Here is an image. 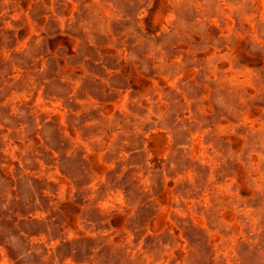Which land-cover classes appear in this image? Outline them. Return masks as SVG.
<instances>
[{"label":"rangeland","instance_id":"1","mask_svg":"<svg viewBox=\"0 0 264 264\" xmlns=\"http://www.w3.org/2000/svg\"><path fill=\"white\" fill-rule=\"evenodd\" d=\"M0 264H264V0H0Z\"/></svg>","mask_w":264,"mask_h":264}]
</instances>
